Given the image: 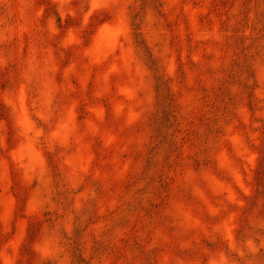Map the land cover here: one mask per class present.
<instances>
[{"label": "rangeland", "instance_id": "rangeland-1", "mask_svg": "<svg viewBox=\"0 0 264 264\" xmlns=\"http://www.w3.org/2000/svg\"><path fill=\"white\" fill-rule=\"evenodd\" d=\"M0 264H264V0H0Z\"/></svg>", "mask_w": 264, "mask_h": 264}]
</instances>
